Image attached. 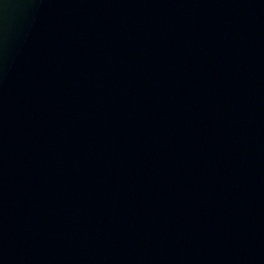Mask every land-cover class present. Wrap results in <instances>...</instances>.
<instances>
[{
  "label": "water",
  "instance_id": "water-1",
  "mask_svg": "<svg viewBox=\"0 0 264 264\" xmlns=\"http://www.w3.org/2000/svg\"><path fill=\"white\" fill-rule=\"evenodd\" d=\"M0 264H264V0H0Z\"/></svg>",
  "mask_w": 264,
  "mask_h": 264
}]
</instances>
